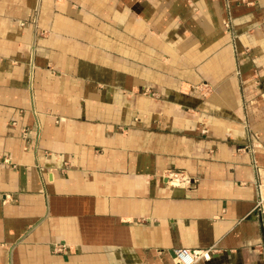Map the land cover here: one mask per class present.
Instances as JSON below:
<instances>
[{"label": "crops", "instance_id": "crops-1", "mask_svg": "<svg viewBox=\"0 0 264 264\" xmlns=\"http://www.w3.org/2000/svg\"><path fill=\"white\" fill-rule=\"evenodd\" d=\"M263 168L264 0H0V264H264Z\"/></svg>", "mask_w": 264, "mask_h": 264}, {"label": "built area", "instance_id": "built-area-1", "mask_svg": "<svg viewBox=\"0 0 264 264\" xmlns=\"http://www.w3.org/2000/svg\"><path fill=\"white\" fill-rule=\"evenodd\" d=\"M165 178L171 185H181L188 186L192 182L191 177L186 174L184 171L179 169H168L165 173ZM256 199L254 208L259 214H264V168L261 169L259 173V178L256 182ZM62 248L57 247V251H60ZM174 255L179 264H192L200 257H209L208 249H190V248H177L174 250Z\"/></svg>", "mask_w": 264, "mask_h": 264}]
</instances>
